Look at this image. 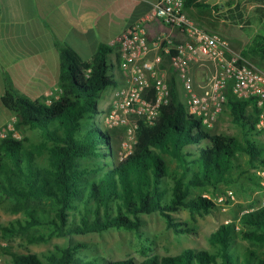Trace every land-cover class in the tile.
<instances>
[{"label":"trees","instance_id":"trees-1","mask_svg":"<svg viewBox=\"0 0 264 264\" xmlns=\"http://www.w3.org/2000/svg\"><path fill=\"white\" fill-rule=\"evenodd\" d=\"M192 6L210 5L186 0L185 10ZM256 11L263 19L264 7ZM227 12V19L235 23L245 21L240 3ZM259 38L250 51L264 58V42H257ZM59 49L60 77L54 94L31 100L9 83L2 97L5 107L18 116L16 128L39 130L42 137L35 143L10 132L0 140V199L10 200L24 214L0 224L4 239L23 236L35 244L110 229L139 232L143 216L154 213L162 215L174 233H191L193 228L178 220L176 213L205 216L218 206L214 197L234 192L243 178L260 185L256 170L264 167V140L254 133H260L254 100H238L230 94L226 105L243 128V139L213 133L188 112L180 97L179 78L172 71L171 99L162 105L158 120L152 125L140 121L133 154L110 162L107 159H113L115 151L111 132L94 118L95 113H104L98 104L101 92L118 85L110 59L115 48L101 44L88 60L68 45ZM116 55L119 61L120 54ZM241 55L248 59L245 49ZM241 157H246L245 163ZM85 159L99 162L83 164ZM221 187L227 191L221 192ZM208 244L164 256L152 254V247L144 244L139 262L132 257L108 262L83 257L84 243L58 245L42 255L15 252L9 246L4 252L11 254L12 264H264V202L219 225L208 236Z\"/></svg>","mask_w":264,"mask_h":264},{"label":"built area","instance_id":"built-area-1","mask_svg":"<svg viewBox=\"0 0 264 264\" xmlns=\"http://www.w3.org/2000/svg\"><path fill=\"white\" fill-rule=\"evenodd\" d=\"M185 2L155 0L154 10L147 18L131 25L110 43L115 48L112 62L124 76V84L117 86L112 95L106 117L109 129L123 127L126 130L120 160L133 154L139 122L154 124L162 105L171 99V79L163 68L166 62L182 83L188 112L204 125L214 124L224 112L231 94L238 100H254L258 108L256 130L264 137V71L249 63L241 52L233 51L223 32L205 29L191 20ZM155 19L178 29L186 39L177 38L172 31H161L150 37L144 22ZM206 65L211 66V71L198 81L194 70ZM13 131L15 122L0 131V140ZM256 171L264 185V167ZM234 196L229 190L219 201Z\"/></svg>","mask_w":264,"mask_h":264},{"label":"crops","instance_id":"crops-1","mask_svg":"<svg viewBox=\"0 0 264 264\" xmlns=\"http://www.w3.org/2000/svg\"><path fill=\"white\" fill-rule=\"evenodd\" d=\"M199 1L210 6H192L186 10L188 17L205 29L221 32L226 23H235L225 16L227 11L242 4L240 0ZM154 4L155 0H0V131L18 120L2 101L9 83L31 100L54 94L60 77V45H68L84 59H91L101 44L110 45L131 25L147 18ZM215 5H221L218 11L213 9ZM144 28L150 37L172 31L177 38L186 39L178 29L156 19L145 21ZM223 34L234 48L246 38L228 31ZM167 65L163 68L171 79L173 70ZM210 71L209 65L194 70L200 77ZM123 84L124 80L118 81L119 86ZM111 105L112 96H107L101 107L104 114Z\"/></svg>","mask_w":264,"mask_h":264},{"label":"rangeland","instance_id":"rangeland-1","mask_svg":"<svg viewBox=\"0 0 264 264\" xmlns=\"http://www.w3.org/2000/svg\"><path fill=\"white\" fill-rule=\"evenodd\" d=\"M243 4V9L246 12L247 21L242 23H226L222 26V32L237 33L245 35V41L242 45L232 46L227 34L226 38L230 43V47L236 52L240 53L242 49L247 51L248 62L264 71V58L260 54H253L250 47L255 43L257 35L262 36L257 42H264V18L256 8L259 6L264 7V0H240ZM242 24V26H240ZM256 42V43H257ZM110 59H115V54H110ZM167 64V62L165 63ZM169 66V65H167ZM168 68V67H167ZM115 78L123 82L124 78L120 69L115 66L113 70ZM172 75V72H171ZM205 76L200 77L197 74V80L201 81ZM180 81V80H179ZM118 86V85H117ZM117 86H109L103 90L99 96L98 104L104 107L106 97L112 96L117 89ZM180 97L186 101L185 92L181 81L178 84ZM102 109V108H101ZM107 114L100 112L95 113V122L105 131H110L114 142V158H108L110 162H120L119 151L121 149L122 140L126 137V130L123 127L109 129L106 125ZM206 126V125H205ZM16 127V126H15ZM213 133H223L237 136L243 139V128L237 125L233 116L227 106L224 112L218 117L214 124L209 127L206 126ZM17 139L29 138L31 142L38 143L42 141L41 133L36 129L23 128L21 131L16 128L13 131ZM256 136L264 140L261 133L254 131ZM113 160V161H112ZM246 157H241L240 161L245 163ZM83 164L93 165L99 162L97 159H85ZM257 174V175H256ZM256 177L260 185L252 184L247 178H243L242 182L234 188L235 198H226L219 201V197L223 194L220 193L214 197L217 202V208L210 214L205 216L196 215L192 216L188 211H181L176 213L175 216L178 220L185 222L186 226L193 228L191 233L176 234L172 229H168L166 221L159 213L149 214L143 216V223L139 232L132 230H119L110 229L102 233H89L86 235H75L70 238H52L47 243L30 244L26 237L19 236L13 239H4L0 233V256L2 258L1 264H12L11 254L4 252V248L9 246L12 251L19 253H38L40 255L47 253L54 249L56 246L66 247L72 243H84L87 247L80 250V255L89 258H100L101 260L115 261L126 258H135L137 262L142 260L140 252L141 247L150 245L152 247V254L176 255L186 248H203L209 247L208 236L219 225L236 220L243 212L264 202V185L262 184V177L256 171ZM226 192L227 188L221 187V192ZM24 216L22 211H16L13 203L10 200L0 199V224H10L18 218ZM46 232L47 230H42ZM141 234V237L139 236Z\"/></svg>","mask_w":264,"mask_h":264}]
</instances>
